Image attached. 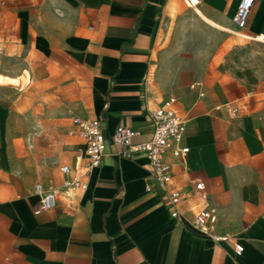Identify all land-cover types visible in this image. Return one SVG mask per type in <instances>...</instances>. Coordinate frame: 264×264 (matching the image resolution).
Listing matches in <instances>:
<instances>
[{
  "label": "crops",
  "instance_id": "crops-1",
  "mask_svg": "<svg viewBox=\"0 0 264 264\" xmlns=\"http://www.w3.org/2000/svg\"><path fill=\"white\" fill-rule=\"evenodd\" d=\"M238 1L0 0V35L28 55L9 66L0 52L3 72L18 79L0 84V264H264V0L243 29L232 21ZM19 68L48 73L63 104L19 109L28 96ZM169 97L189 147L165 156L170 186L183 191L178 218L144 153H122L111 139L122 125L133 144L149 140L148 109ZM74 115L99 119L104 133L89 172L70 134ZM63 164L86 188L39 210L34 184L59 189ZM198 180L225 239L192 223L201 200L186 189Z\"/></svg>",
  "mask_w": 264,
  "mask_h": 264
},
{
  "label": "built area",
  "instance_id": "built-area-1",
  "mask_svg": "<svg viewBox=\"0 0 264 264\" xmlns=\"http://www.w3.org/2000/svg\"><path fill=\"white\" fill-rule=\"evenodd\" d=\"M190 7H196L199 0H185ZM255 0H239L232 15V21L237 29H243ZM191 89L196 88V84L190 85ZM202 93H200L201 95ZM175 98L165 99L158 107L148 109V116L152 123V134L149 140L133 144L132 138L135 131L122 125L116 126L111 139L121 147L125 148L122 153L131 151H142L147 159V164L151 170L152 177L157 183L159 189L166 196L168 202L172 205L171 217L178 218L180 212L177 208L180 203L183 191L170 186L172 180V166L165 159L167 154L173 158H184L189 152V147L183 145L182 139L185 131L184 119L176 112L174 108ZM232 113H237L239 106L233 103L224 104ZM72 123L75 130L70 134H77L82 139L84 172H89L92 168L100 164L105 147V137L101 122L97 118H83L78 115L72 117ZM64 175L61 187L56 189L50 183L44 184L38 181L34 184L33 192L38 196L37 208L39 210H50L56 206V194L63 192L69 195L71 191L83 190L86 184L78 176L71 175V168L67 164L60 166ZM146 190H150L146 186ZM187 192L197 193L201 204L193 207V225L203 235H206L216 241L225 239V235H218L214 232L216 221L215 214L206 205L207 194L204 191L202 181H193L188 187ZM243 250L241 244L234 245V254L240 255Z\"/></svg>",
  "mask_w": 264,
  "mask_h": 264
},
{
  "label": "rangeland",
  "instance_id": "rangeland-1",
  "mask_svg": "<svg viewBox=\"0 0 264 264\" xmlns=\"http://www.w3.org/2000/svg\"><path fill=\"white\" fill-rule=\"evenodd\" d=\"M11 37L7 35H0V52H2L7 58V64L11 65L10 57H14L17 51H11ZM19 62L26 58L28 55L26 53H18ZM0 84L4 83H18L17 78H13L3 72L4 61L0 58ZM19 71L25 74L24 84H22L21 92L24 97L23 100L18 102L17 107L22 109L26 113V109L31 108H53L54 103L62 105L63 101L60 99L59 93H57V84L53 80H48V73L44 75V71L40 69L38 72H30L27 70L25 72L22 68ZM57 80V77H56ZM30 93H33L30 94ZM6 108H10V103L4 105Z\"/></svg>",
  "mask_w": 264,
  "mask_h": 264
}]
</instances>
